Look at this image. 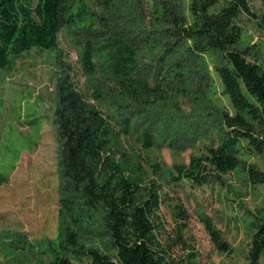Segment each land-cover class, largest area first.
Returning a JSON list of instances; mask_svg holds the SVG:
<instances>
[{"label":"trees","instance_id":"obj_1","mask_svg":"<svg viewBox=\"0 0 264 264\" xmlns=\"http://www.w3.org/2000/svg\"><path fill=\"white\" fill-rule=\"evenodd\" d=\"M250 1L0 0V75L11 58L31 49L53 50L59 58L58 35L66 28L82 31L83 73L101 77L86 97L69 74H58L64 227L60 239L43 245L49 264H173L169 245L157 235L161 167L141 156L159 145V130L154 134L149 125H159L157 103L178 109L188 93L199 114L208 109L217 124L214 142L187 164L172 165L174 184L200 187L240 168L241 155L264 154V66L240 47L237 23L250 15L264 29V0L260 16ZM223 97L228 105L218 103ZM246 170L253 184L264 181L263 173ZM94 214L108 242L104 251L82 244L80 226L74 227ZM207 229L216 248L227 252L219 232ZM19 239L13 246H36ZM246 264H264V216L254 226Z\"/></svg>","mask_w":264,"mask_h":264},{"label":"rangeland","instance_id":"obj_2","mask_svg":"<svg viewBox=\"0 0 264 264\" xmlns=\"http://www.w3.org/2000/svg\"><path fill=\"white\" fill-rule=\"evenodd\" d=\"M30 1L34 4L36 0ZM250 5L260 16L261 2L251 0ZM237 23L242 30L240 47L249 48L253 55L249 58L264 66V29L250 15H242ZM81 33L63 28L58 35L59 58L53 50L31 49L11 58L0 75V264H49L43 245L61 237L63 186L55 120L58 74H69L86 97L101 78L98 74L87 77L81 69L77 42ZM188 95L180 98L178 109L157 103L161 107V112L155 111L159 125H149L154 134L159 130V145L141 154L161 167L156 180L162 183L164 196L157 235L164 246L169 245L173 264H246L254 226L264 216V181L253 184L246 169L264 174V154L241 155L244 163L240 168L220 179L211 177L200 187L186 180L174 184L168 177L172 165L187 164L191 155L214 142L216 136L217 124L208 109L199 114ZM218 103L228 105L224 97ZM186 129L192 135L181 138ZM99 218V214L84 217L74 227L80 226L82 244L104 251L108 242L95 221ZM207 225L219 232L227 252L212 243ZM18 235L36 246H13L20 240Z\"/></svg>","mask_w":264,"mask_h":264}]
</instances>
